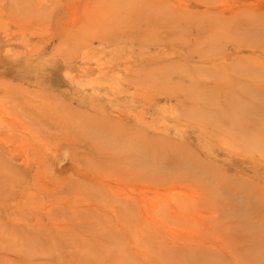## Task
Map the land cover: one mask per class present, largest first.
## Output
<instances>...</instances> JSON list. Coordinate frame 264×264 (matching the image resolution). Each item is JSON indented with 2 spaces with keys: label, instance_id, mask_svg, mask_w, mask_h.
I'll list each match as a JSON object with an SVG mask.
<instances>
[{
  "label": "rangeland",
  "instance_id": "1",
  "mask_svg": "<svg viewBox=\"0 0 264 264\" xmlns=\"http://www.w3.org/2000/svg\"><path fill=\"white\" fill-rule=\"evenodd\" d=\"M261 108L264 0H0V264H264Z\"/></svg>",
  "mask_w": 264,
  "mask_h": 264
},
{
  "label": "bare ground",
  "instance_id": "2",
  "mask_svg": "<svg viewBox=\"0 0 264 264\" xmlns=\"http://www.w3.org/2000/svg\"><path fill=\"white\" fill-rule=\"evenodd\" d=\"M12 2H13V1H12ZM141 6H142V5H141ZM150 11H151V10H150ZM30 13H31V12H30ZM156 16H157V15H156ZM144 18H145V16H144ZM144 18H143V19H144ZM161 18H162V17H161ZM247 18H249V17H247ZM251 18H252V17H251ZM251 18H250L251 21H252V20H255V18H253V19H251ZM146 19H147V18H146ZM158 20H159V19H158ZM160 20H161V19H160ZM243 20H245V19H243ZM243 20H242V21H243ZM246 20H248V19H246ZM250 20H249L248 22H251ZM242 21H241V22H242ZM149 22H150V21H149ZM244 22H247V21H244ZM244 22H243V23H244ZM248 22H247V23H248ZM252 22H253V21H252ZM252 22H251V23H252ZM257 22H258V21H257ZM156 23H157V22H156ZM247 23H246V25H248V26H246V27H247V29H248L249 26H250V24H249V23L247 24ZM253 24H254V23H252V26H253ZM244 27H245V26H244ZM250 27H251V26H250ZM251 29H252V28H251ZM254 30H255V29H254ZM148 39H149V38H148ZM147 41H148V40H147ZM145 43H147V42L145 41ZM255 45H256V44H255ZM261 45H263V43H262ZM137 49H138V48H137ZM216 55H217V54H216ZM209 70H210V69H209ZM188 89H189V88H188ZM139 95H140V94H139ZM195 98H196V97H195ZM31 102H32V101H31ZM34 106H35V105H34ZM262 107H263V106H262ZM48 108H49V107H48ZM49 109H50V108H49ZM31 111H32V110H31ZM255 111H256L257 113H259V114L264 115V108H261V109L255 110ZM27 113H28V112H27ZM40 117H41V116H40ZM34 118H35V117H34ZM62 119H65V118L63 117ZM62 119H60V120H62ZM68 119H69V118H68ZM50 120H51V119H50ZM72 120H73V119H72ZM244 120H245V118L242 119V121H244ZM21 121H23V120H21ZM236 121H237V120H236ZM240 121H241V120H240ZM242 121H241V122H242ZM247 121H248V120H247ZM247 121H246V122H247ZM58 122H59V121L57 120L56 123L60 125V123H58ZM61 122H62V121H61ZM64 122H65V123H62V126H64V128H63L61 125H60V126H61L63 129H65V132H66V131L69 132V133H70V132H73V131H72L73 128H72V126H71L70 119H69V121H67V119H65ZM73 122H74V121H73ZM252 122H253L252 124H254L253 126H255V127H259L258 124L255 125V121H254V120H252ZM24 123H25V122H24ZM54 123H55V121H54ZM72 124H73V123H72ZM77 124H78V123H77ZM247 124H248V123H247ZM84 125H86V124H84ZM20 126H21V125H20ZM95 126H96V125H95ZM240 126H241V125H240ZM261 127H264V126H261ZM261 127H259V128H261ZM16 128H17V127H16ZM240 128H241V127H240ZM240 130H241V129H240ZM30 131H31V130H30ZM88 131H90V130H88ZM15 132H16V131H15ZM27 132H28V130H27ZM31 132H32V131H31ZM94 132H95V131H94ZM84 133H85V132H84ZM87 133H88V132H87ZM225 133H226V132H225ZM243 133H244V132H243ZM34 134L36 135L37 133L34 132ZM19 135H20V133H19ZM71 135H73V133H71ZM76 135H77V134H76ZM92 135H96V132H95V134H92ZM0 137H1V136H0ZM23 137H24V136H23ZM71 137H72V136H71ZM74 137H75V136H74ZM74 137H73V138H74ZM87 137H88V136H87ZM96 137H97V136H96ZM93 138H94V137H93ZM77 139H78V138H77ZM71 141H72V140H71ZM83 141H84V140H83ZM92 141H93V140H92ZM98 141H100V140H98ZM74 142H75V141H74ZM255 142H256V141H255ZM93 143H94V142H92V144H93ZM81 144H82V143H81ZM94 144H95V143H94ZM259 144H260V143H259ZM137 145H138V144H137ZM260 145H262V144H260ZM27 149H28V148H27ZM33 149H34V148H33ZM66 149H67V148H66ZM71 150H72V149H71ZM131 151H132V150H131ZM39 152H40V151H39ZM114 152H115V151H114ZM122 152H123V151H122ZM139 152H140V151H139ZM139 152H138V153H139ZM111 153H113V152H111ZM27 154H28V153H27ZM108 154H110V153L108 152ZM136 154H137V150H136ZM35 155H36V154H35ZM5 156H6V155H5ZM13 156H14V155H13ZM38 156H39V154H38ZM111 156H112V155H111ZM26 157H27V156H26ZM35 157H36V156H35ZM39 157H40V156H39ZM27 158H28V157H27ZM122 158H123V157H122ZM30 159H31V158H30ZM124 159H126V158H123V160H124ZM139 159H140V158H139ZM32 160H33V159H32ZM39 160H41V159H39ZM127 160H128V158H127ZM42 161H44V160H42ZM119 161H120V160H119ZM133 161H136V162H137V159H135V160L133 159ZM40 162H41V161H40ZM83 162H84V160H83ZM83 162H82V163H83ZM138 162H139V161H138ZM42 163H43V162H42ZM82 163H81V164H82ZM27 164H28V163H27ZM39 164H40V163H39ZM116 164H117V163H116ZM116 164H115V165H116ZM3 165H4V164H3ZM76 165H77V164H76ZM116 166H118V164H117ZM135 166H137V165H135ZM159 166H160V165H159ZM88 167H89V166H88ZM97 167H98V166H97ZM126 167H127V166H126ZM38 168H39V167H38ZM40 168H41V167H40ZM86 168H87V167H86ZM86 168H85V169H86ZM127 168H128V167H127ZM139 168H140V167H139ZM141 168H142V167H141ZM117 169H119V168L117 167ZM153 169H154V168H153ZM9 170H10V169H9ZM141 170H142V169H141ZM2 171H3V169H2ZM137 171H138V169H137ZM121 172H122V171H121ZM148 172H149V171H148ZM136 173L138 174V172H136ZM184 175H185V174H184ZM187 175H188V174H187ZM190 176H192V174H190ZM144 177H145V176H144ZM160 177H161V176H160ZM185 177L188 178V176H185ZM185 177H183V179H184ZM192 177H193V176H192ZM192 177H191V178H192ZM4 178H5V177H4ZM178 178H179V177H178ZM180 178H181V176H180ZM124 179H125V178H124ZM129 179H130V178H129ZM147 179H148V178H147ZM147 179H146V180H147ZM175 179H176V177H175ZM192 179H193V178H192ZM192 179H191V180H192ZM198 179H199V178H198ZM132 180H134V179H132ZM173 180H174V179H173ZM176 180H177V179H176ZM200 180H201V179H200ZM125 181H126V180H125ZM128 181H129V180H128ZM150 181H152V180H150ZM193 181H194V180H192V182H193ZM144 182H145V181H144ZM128 183H129V182H128ZM154 183H155V182H154ZM177 183H178V182H177ZM180 183H181V182H180ZM194 183H196V182H194ZM13 184H14V183H13ZM150 184H151V182H150ZM162 184H163V183H162ZM178 184H179V183H178ZM203 184H204V183H203ZM205 184H206V183H205ZM1 185H2V184H1ZM166 185H167V181H166ZM168 185H169V184H168ZM190 185H191V184H190ZM192 186H193V185H192ZM196 186H197V185H196ZM202 189H203V188H202ZM204 189H205V188H204ZM206 189H208V188H206ZM199 190H200V189H199ZM209 190H210V188H209ZM200 191H202V190H200ZM205 191H206V190H205ZM88 197H90V196H88ZM90 212H91V210H90ZM165 213H166V212H165ZM55 224H56V223H55ZM43 228H44V227H43ZM101 234H102V233H101ZM143 245H144V244H143ZM173 251H174V250H173ZM105 253H106V252H105ZM196 257H198V258L200 259V256H196ZM130 258H131V257H130ZM131 260H132V259H131ZM134 260H135V258H134ZM201 260H202L203 262H205V259H204V258H201ZM207 263H208V262H207ZM209 263H211V262H209Z\"/></svg>",
  "mask_w": 264,
  "mask_h": 264
}]
</instances>
